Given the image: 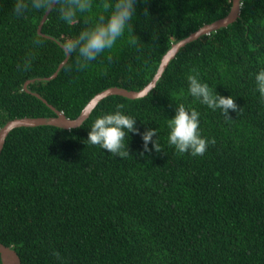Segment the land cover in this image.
<instances>
[{
  "label": "trees",
  "instance_id": "1",
  "mask_svg": "<svg viewBox=\"0 0 264 264\" xmlns=\"http://www.w3.org/2000/svg\"><path fill=\"white\" fill-rule=\"evenodd\" d=\"M15 2L0 0V129L18 118L55 117L35 94L73 120L109 88L142 90L173 44L232 7V0H137V47L126 31L111 63L104 53L79 71L72 54L54 79L43 80L65 60L61 45L79 34L88 14L69 25L54 6L41 36L48 10L17 17ZM100 2L93 0V13ZM241 4L235 23L182 48L146 97L109 96L76 129L9 134L0 155V243L17 251L21 264H264V103L255 81L264 69V0ZM37 38L42 46L33 45ZM30 51L35 58L25 71ZM192 68L242 112L229 110L227 120L191 97ZM181 103L200 113L202 137L215 138L203 156L177 154L168 142L167 122ZM118 104L141 134L157 129L153 141L162 151L149 143L152 151L144 152L136 133L125 138L127 158L88 144L94 120Z\"/></svg>",
  "mask_w": 264,
  "mask_h": 264
},
{
  "label": "clouds",
  "instance_id": "2",
  "mask_svg": "<svg viewBox=\"0 0 264 264\" xmlns=\"http://www.w3.org/2000/svg\"><path fill=\"white\" fill-rule=\"evenodd\" d=\"M137 0H101L97 6L99 11L93 13V0H16L14 14L17 17L24 16L30 10H49L55 6L59 18L69 25L78 23V14H88L84 18L85 27L74 38H67L61 47L69 57L75 54V66L77 70L84 71L89 65L104 53H108L107 60L112 62V50L117 41L128 33L127 43L137 47L140 40L134 34L133 24ZM34 46H42V39L33 40ZM139 51V48H137ZM35 58L33 52H29L23 63V70L31 67ZM18 67H20L18 65ZM71 70V66H69ZM188 91L196 101L206 105L212 110H221L227 120H232L229 110L238 114L242 109L236 104L232 96H222L216 93L207 83L200 79L199 70L192 68L187 76ZM256 90L260 94L261 103H264V69L255 76ZM125 106L116 105L114 112L99 115L90 127L88 144L98 145L107 150L112 156L127 158L130 155L125 138L128 133H136L142 136L144 152H151L149 143L153 144L155 151H162L158 140L153 141L157 135V129H148L140 133L136 128V119L121 111ZM200 113L195 109H188L181 103L175 109V116L168 120L167 127L170 130L168 142L174 146L177 154L190 153L192 156H203L208 145L215 144V138L208 140L202 137L200 131ZM143 155V153H141ZM54 256L60 259V253L54 252Z\"/></svg>",
  "mask_w": 264,
  "mask_h": 264
},
{
  "label": "water",
  "instance_id": "3",
  "mask_svg": "<svg viewBox=\"0 0 264 264\" xmlns=\"http://www.w3.org/2000/svg\"><path fill=\"white\" fill-rule=\"evenodd\" d=\"M241 5H242L241 0H232L231 10L226 17L201 27L196 32L190 34L187 38L173 44L172 47L163 55L159 68L157 70V73L155 74L151 82L146 87H144L142 90L130 91V90L119 88V87L109 88L103 92L98 93L85 106L80 116L76 119L72 120V119L67 118L62 112L58 111L55 107L48 104V102L45 99H43L39 94H35L46 105H48V107L51 110H53L56 116L49 117V118H43V117L18 118V119L9 121L4 127L0 129V155L5 146L7 137L13 130L17 128H35V127H43V126H53V127H58L64 130L76 129L83 125V123L88 119V117L90 116L92 111L95 109V107L98 105V103L109 96L117 95V96H122L128 99H131V100H136V99L146 97L156 87L157 82L162 78L170 62L177 56V54L182 48H184L186 45L194 41L199 40L202 36L210 35L213 32H216L223 28H227L233 23H235L240 17ZM52 9H49L46 12L43 20L40 23V26L38 28V34L41 36H45L42 32V27L47 20L49 12ZM68 60H69V56L66 55L65 60L59 65L57 71L51 77L44 78L43 80L54 79L58 75L59 71L68 62ZM34 81L35 80H29L25 83L24 85L25 92L30 93L28 86L30 85L31 82H34ZM0 257H1L2 264H21V259L17 251L14 250L12 247L6 246L2 243H0Z\"/></svg>",
  "mask_w": 264,
  "mask_h": 264
}]
</instances>
